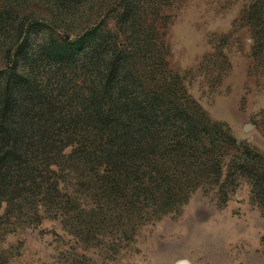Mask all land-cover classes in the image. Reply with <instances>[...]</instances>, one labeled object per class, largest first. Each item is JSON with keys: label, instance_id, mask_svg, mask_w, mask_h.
Segmentation results:
<instances>
[{"label": "rangeland", "instance_id": "obj_1", "mask_svg": "<svg viewBox=\"0 0 264 264\" xmlns=\"http://www.w3.org/2000/svg\"><path fill=\"white\" fill-rule=\"evenodd\" d=\"M124 3L11 4L16 22L36 18L70 39L96 25L132 36L141 70L176 75L194 108L264 155V61L253 51L264 0H142L123 34ZM14 44L0 37V67ZM88 175L64 171L45 199L8 218L0 206V264H264V212L247 180L203 183L161 213L144 192L132 194V184L113 189Z\"/></svg>", "mask_w": 264, "mask_h": 264}, {"label": "trees", "instance_id": "obj_2", "mask_svg": "<svg viewBox=\"0 0 264 264\" xmlns=\"http://www.w3.org/2000/svg\"><path fill=\"white\" fill-rule=\"evenodd\" d=\"M14 1L0 4V37L15 41L0 67V206L7 218L45 199L68 169L113 182V189L132 184V194L144 192L161 213L203 183L244 179L264 212V155L205 118L176 75L141 70L132 36L96 25L70 39L36 18L16 22ZM124 1L123 34L143 11L142 0ZM259 32L253 51L264 61Z\"/></svg>", "mask_w": 264, "mask_h": 264}]
</instances>
